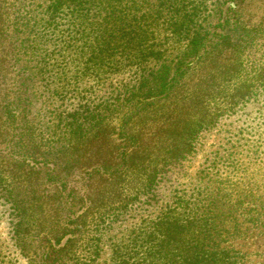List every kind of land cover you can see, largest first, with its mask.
I'll list each match as a JSON object with an SVG mask.
<instances>
[{"label": "trees", "instance_id": "1", "mask_svg": "<svg viewBox=\"0 0 264 264\" xmlns=\"http://www.w3.org/2000/svg\"><path fill=\"white\" fill-rule=\"evenodd\" d=\"M261 99L264 0H0V207L19 255L248 264L262 197L161 188L201 133ZM243 156L264 186V151Z\"/></svg>", "mask_w": 264, "mask_h": 264}, {"label": "rangeland", "instance_id": "2", "mask_svg": "<svg viewBox=\"0 0 264 264\" xmlns=\"http://www.w3.org/2000/svg\"><path fill=\"white\" fill-rule=\"evenodd\" d=\"M194 147L192 153L170 168L162 183L163 198L169 197L177 187L193 189L210 186L215 189L219 183L224 184L223 187L226 188L237 183L231 191L233 197L252 193L255 197L264 199V186L259 181L260 178L253 177L254 172L261 166L258 167V162L250 164L244 156L242 157L249 148L264 151V99L257 104H249L228 119H223L213 130H205L198 137ZM233 159L239 168L248 169L249 178L245 173L239 172V169L236 171L229 167ZM227 180L233 184L228 185ZM244 199L252 200L253 197L247 196ZM8 222L7 213L0 207V247L5 249V255L13 259L12 264H26L10 240ZM238 245L250 253L248 264H264V229L256 230L246 240L241 239Z\"/></svg>", "mask_w": 264, "mask_h": 264}]
</instances>
